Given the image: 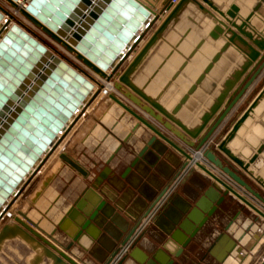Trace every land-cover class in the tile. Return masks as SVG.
I'll return each instance as SVG.
<instances>
[{
  "label": "water",
  "instance_id": "water-1",
  "mask_svg": "<svg viewBox=\"0 0 264 264\" xmlns=\"http://www.w3.org/2000/svg\"><path fill=\"white\" fill-rule=\"evenodd\" d=\"M6 1L14 4L15 0ZM246 1L179 0L137 52L145 33L159 19L137 0H24L23 7L14 6L97 76L106 81L116 77V90L135 107L112 93L109 98L137 122L133 132L142 126L151 134L129 169L140 160L149 165L145 158L149 154L160 157L174 152L185 160L176 175L178 180L192 160L190 152L201 150L213 138L264 68V0L254 7ZM0 12V98L5 101L0 104L2 210L10 196L14 202L13 188L22 182L29 166H35L55 135L61 130L69 133L64 124L88 97L92 85ZM101 88L99 85L96 95ZM202 156L217 174L195 162L207 180L206 185L205 179L196 184L202 195L177 213L165 214L171 230L168 239L150 256L143 253L136 259L139 264H175L218 212L224 215L237 208V216L248 212L255 220L264 221V212L252 203L264 206V85L215 150L210 147ZM60 158L84 175L65 154ZM51 177L43 179L41 190L48 187ZM168 189L169 185L161 190L144 219ZM90 204L92 209L83 212L88 219L79 223L73 242L88 233L89 226H100L98 212L110 219L102 210L104 203L97 204L94 199ZM14 221L20 227L10 232L4 227L0 235L6 240L0 247V264H77L67 255L69 248L58 246L60 251L50 243L56 244L51 234H44L48 241L20 219ZM138 226L113 239L124 247ZM147 239L151 244L157 242L152 236ZM171 244L177 246L176 251ZM115 255L110 252L106 264H112Z\"/></svg>",
  "mask_w": 264,
  "mask_h": 264
},
{
  "label": "crops",
  "instance_id": "crops-1",
  "mask_svg": "<svg viewBox=\"0 0 264 264\" xmlns=\"http://www.w3.org/2000/svg\"><path fill=\"white\" fill-rule=\"evenodd\" d=\"M140 1L151 8L155 13L161 14L163 10L161 0ZM257 1L258 0H247L246 2H250V6L254 7ZM261 5L264 7V2H261ZM172 9L173 7L166 14H161V19L156 22V25L154 24L155 26L151 29L152 32L157 29L160 22ZM145 40L141 41L142 44L140 43L139 48L136 49L137 51L144 45ZM254 84L250 87L251 89L254 87ZM248 92L249 90L234 107L235 110L243 102ZM103 101L107 102L104 98ZM93 109H95L94 105ZM235 110H233L230 115ZM121 112V120L110 126V128H112L111 133L114 142L110 141L105 143L103 139H98L100 143L103 141L104 144L107 145L109 153L94 152L93 150L89 152L86 157L78 158L77 152L75 153L74 149L71 152L72 157L74 156L73 159L81 163L88 171L92 170L91 176H94L102 170L104 172L108 165L107 160L109 159V155L119 147V143L124 144V148L114 153L115 156L110 165H108L109 170L107 174L105 172L104 176V178H106L109 174L108 180L97 189L94 185L90 184L89 179L87 180L82 175L76 174L73 170H69L65 166L59 168L54 178L51 179V186L46 188L47 190H44L49 198H51L50 196L55 198L54 194H57L56 189L58 183H62L61 181L59 182V179L63 178V187L67 185L66 183H69L68 194L60 193L58 197L59 200L61 199L63 202L65 196L70 195L69 197L72 198L70 201L71 203L60 213V218H58L57 221H48L49 225L47 227L45 226L46 224L44 226L39 224V228L42 231L50 233L51 235L55 233L53 239L57 243V247L62 244H67L75 238L80 231L79 223H83L84 218H82L78 210H72L71 206L78 197H81V194L86 192V194H90L91 196L89 203L86 201L84 202L85 206L81 207V209L85 211L92 209L90 201H94L93 199H97V201L102 199L106 202L103 210L110 216V221L108 222V219H103V223L101 222L102 224H100V226H102L100 230L96 226H89L87 229L88 233L79 237L74 248H72L70 252H67V255L77 264H106L107 260H109L110 252L116 244L113 238L118 240L126 236L127 234L125 235L123 232L128 233V231L134 226H137V224H139V226L135 235L136 238L141 237V241L138 246L129 251L123 264H139L136 259H140L143 253L145 254L146 250L150 251L152 248L156 247L149 243L147 237L150 234H168L171 232L169 228L170 222L166 215L171 216L173 213H177L178 208H182L187 203L194 202L197 197L199 198V196L202 195V188L193 185L195 179L198 181H203L205 179L197 168H194L193 171H184L179 175L178 180L173 183L177 173L173 175V177H169L174 170L171 159L167 153L160 157L156 154H149L145 156L146 160L149 161V165L146 164L145 161L140 160V163L136 165V167L129 169L134 162L133 160L143 148V143L134 144V142L145 128L140 126L134 134L133 129L135 124H137L136 121L128 113ZM95 113L96 111H94V114ZM230 115H228L225 122L230 118ZM239 116L240 115L235 119ZM225 122H223V124H226ZM113 130H115V132L117 131V133ZM94 131H92V134ZM129 134H131L130 138L125 142L124 139ZM146 137L148 138L149 135ZM82 143V148L88 147L86 143ZM131 145L133 148L132 150L129 149ZM77 147L76 145V148ZM90 148L91 147H89V149ZM59 152L60 151H58V153ZM55 155L46 162L42 171L33 179L34 183L37 181L42 183L44 181L43 178H47V176L53 172V169L55 170L59 167L58 157L55 158ZM171 157L172 161L176 159L175 155H171ZM204 181V185H206L207 180L205 179ZM170 184H172L173 187H171V190L167 193L165 199L167 197L169 198L162 206V211H164L166 215L160 213L153 216V218L151 216L143 220L146 210L153 201L156 200L161 190ZM51 189L54 191H52L53 193L50 192ZM43 206H41L42 208L39 206L42 211L43 208H45ZM70 210H72V214L74 213V215L71 214V216L65 217L66 212ZM15 211L19 210L12 207L10 212L15 213ZM51 211L50 214L52 215L57 212L56 208ZM238 212L239 210L237 208H233L229 213L224 215L219 212L216 213L212 219L205 224L204 228L196 234L191 245L185 249L180 258L176 260V264H262L264 261V221L255 220L254 214L248 212L241 213L237 216ZM63 217L65 218L61 222ZM31 218L33 219L32 215ZM229 222H232L230 228ZM44 234H42L43 238L45 237ZM171 245L172 250L176 251L177 246L174 244Z\"/></svg>",
  "mask_w": 264,
  "mask_h": 264
},
{
  "label": "rangeland",
  "instance_id": "rangeland-1",
  "mask_svg": "<svg viewBox=\"0 0 264 264\" xmlns=\"http://www.w3.org/2000/svg\"><path fill=\"white\" fill-rule=\"evenodd\" d=\"M11 9L12 8H10V6L8 5V2L6 0H0V10L2 11V13H5L8 18H10L14 22H16L20 27H22V29L27 31L33 38H35L42 45L46 46L52 54H54L55 56L57 55L60 59L67 62L68 64H70L72 67H75L86 78L93 80L94 83L97 80H100L103 83L106 82V80L103 81L102 80L103 78L97 76L91 70V68H88L83 63V61H80L79 59H77V57L74 53L69 52L66 49V47L61 45L56 40L54 41L46 32L43 31L42 28L34 25L30 20H28L19 11L18 12L20 13V15H15ZM15 9H17V8H15ZM157 16L159 17V19L157 21H159L161 19L160 18L161 14L157 13ZM155 25H156V23H155ZM151 32H152L151 30L146 32L142 40H145L150 35ZM137 48H139V46ZM135 52H137V50H135ZM127 63H128V61H126L124 63V65L121 67L119 72H121L124 69V67L126 66ZM263 85H264V68L261 70L259 77L257 78L256 83L254 84V87H252V89L251 88L248 89L249 92L247 93V96L244 98L243 102L238 106V108L236 110L234 109L235 111L230 115V118L225 122L226 124H221L222 126L218 129L217 133L213 137V140H212L213 143H210V145L214 149H215L214 145H216L217 142L219 141V139L222 137V135H224L227 132V130L230 128V125L236 120L235 118L238 115H241V113H243V110L246 109V106L248 105V103L260 92V88ZM96 90H97V87H96ZM120 94H122V93H120ZM121 98H122L121 101L123 103H125L129 106L135 107L128 100V97H126V96L124 97L122 94ZM96 100L94 102L92 101L91 104L87 108H85L83 113H81L79 115V118L76 120L74 126L71 128L69 133L66 134L58 143V148L54 152V155L57 154L58 151H60V152H64L63 154H65V156H67V157L70 155V159L74 160L73 159L74 156L72 157L71 152L73 149H74L75 153L80 148L82 149V147H83V146H81L83 144L82 142L86 143L88 145V147H91L90 149L86 147L84 149L85 152H92V150H96V146H98L97 145L99 143L98 139H106L105 143L113 141V136L111 133L112 128H110V126L114 125L116 122L121 120L122 117H120V115L122 113L121 111H123V110L118 108L117 105L111 107L112 103H111L109 98L104 99L107 102L101 101V103L96 102ZM108 100L110 102H108ZM93 105H94L95 109H93ZM93 110L96 111L95 114H94ZM123 112L125 113L126 111H123ZM233 115H234V117H233ZM94 129H95V131H94ZM92 131H94L93 134H92ZM113 131L115 132V130H113ZM115 133H117V131ZM113 142H111V143H113ZM75 144L78 146L77 148H76ZM74 145H75V147H74ZM50 159L51 158H49L48 160H50ZM46 162L43 164L45 165ZM58 162H59V167H57L55 170L53 169V172H51V174L47 177L52 176L51 179H53L55 174L57 173V171H59V168H61V167L66 166L69 170H71V167L68 165V163L64 162L61 158L58 159ZM44 165L42 166V168L44 167ZM42 168L30 180V182L27 184L26 188L19 195V197H18L19 199H17L13 203L12 207L15 209H18L20 212L27 215L29 218L32 215L33 216L32 221L34 223H36L38 225L42 224L41 226H44L46 224L45 226L47 227L49 225L48 221L49 222H51V221L55 222V221H57L58 218H60V215H61L60 213L65 209L66 206L69 205V203H71L70 201L72 198L69 197L70 195L66 196L68 198L65 202L63 201L64 203L61 201V199L59 200L58 196L60 195V193L62 194V193H64V191H67V192H65V194H68L69 183H66L67 185L65 187H63V180H62L63 178L59 179V182L61 181L62 183H58V187L56 189L57 194L56 193L54 194L55 198L52 196H50L51 198H49L46 195L44 190L46 188H48L49 186H51V182L49 183L48 187H44L43 190H41V188H42L41 186L43 185L42 183L44 181L42 183L38 182V181L36 183H34V181H33V179H35V177L42 171ZM75 173L79 175V173L77 171ZM64 184H65V182H64ZM39 185H41V186H39ZM66 188H67V190H66ZM52 191L53 190L51 189L50 192L53 193L54 191L53 192ZM37 192L39 193L38 195L36 194ZM38 205L40 207L44 205L43 207H45V208H43V211L41 210L42 207L40 208ZM55 208H56L57 212L53 213V215L50 214L52 212L51 210H53ZM54 235H55V233L52 234V237ZM61 246L64 247V244H62Z\"/></svg>",
  "mask_w": 264,
  "mask_h": 264
},
{
  "label": "flooded vegetation",
  "instance_id": "flooded-vegetation-1",
  "mask_svg": "<svg viewBox=\"0 0 264 264\" xmlns=\"http://www.w3.org/2000/svg\"><path fill=\"white\" fill-rule=\"evenodd\" d=\"M115 79H116V77H115ZM134 134H135V132H134ZM141 135H142V137H141ZM140 136H138L136 139H135V142H134V144L135 143H143L144 145H143V148L146 146V142L148 141V139L150 138V133L149 132H146V130L144 129V131L142 132V134H141ZM149 135V137L147 138L146 136H148ZM130 138V137H129ZM106 139H103V141H105ZM102 141V142H103ZM102 142L100 143H98L97 145L98 146H96V150H94V152L96 151V152H106V153H109V151H108V147H107V145H105L104 144V142H103V146H102ZM126 142V141H125ZM124 142V143H125ZM130 144V143H129ZM134 147V146H133ZM86 147H84V148H80L79 150H77V156H78V158H84V157H86L87 156V154H89V152H85V149ZM87 148H89V147H87ZM122 148H124V144H122V143H119V147L117 148V149H115L114 150V152H112V154H110L109 155V159L107 160V164L108 165H110V163H111V161H112V159H113V157L115 156L114 155V153H117L118 151H120ZM143 148L140 150V152L143 150ZM213 148V147H212ZM129 149L130 150H132L133 148H132V145H131V147L129 146ZM214 149V148H213ZM215 150V149H214ZM93 151V150H92ZM108 151V152H107ZM111 151V150H110ZM139 152V153H140ZM138 153V154H139ZM189 153V152H188ZM168 155H169V158L171 159V163H172V166H173V173L169 176V177H173V175H175L176 173H178L179 172V170H180V168L182 167V165L185 163V160H184V158L182 157V156H180L179 154H175L174 152H169V153H167ZM171 155H175V157H176V159H174L173 161H172V157H171ZM67 157V156H66ZM174 157V158H175ZM68 158H70V155L68 156ZM137 158V157H136ZM74 163H77L78 165H79V167H81L82 168V170H83V172H84V175L82 174V173H80L77 169H74L71 165H69L70 167H71V170H73L74 172H78L80 175H82L84 178H86L87 180L89 179L90 180V184L91 185H94L97 189H99L101 186H102V184L104 183V182H106L107 180H108V178H109V174L106 176V178H105V180H103L104 179V176H105V172H106V174H107V171L109 170V168H108V165L106 166V171L104 170V172H103V170L102 171H100V172H98L97 173V175H94V176H91V171H88L87 169H85V167L84 166H82L81 165V163H79L77 160L75 161V160H72ZM187 162H189V161H187ZM139 163H140V161H139ZM138 163V164H139ZM137 164V165H138ZM96 168V167H95ZM194 168H196V166L194 167ZM193 167H186V169L184 170V171H193V169H194ZM198 169V168H197ZM184 171H182L181 173H183ZM101 175H104L103 177L101 176ZM177 175V174H176ZM176 177V176H175ZM175 181H177V180H175ZM175 181H173V183L175 182ZM198 183V180H194V183H193V185L195 186L196 184ZM168 186V185H167ZM197 186V185H196ZM171 187H173L172 186V184H171V186L169 185V189L167 190V193H169V191L171 190ZM198 187V186H197ZM66 190H67V188H66ZM65 192H67V191H64V193ZM166 193V194H167ZM66 196H68V195H66ZM65 196V198H64V201H66L67 200V198L68 197H66ZM166 197V196H165ZM165 197L163 198V199H161V202H159L156 206H155V208L154 209H152L151 210V212L148 214V216L147 217H145V219H147V218H149V217H151L152 216V218H153V216H155V215H158V214H163V215H165V212L164 211H162L163 210V205H164V203L166 202V200L169 198V197H167L166 199H165ZM200 197V196H199ZM91 198V196H90V194H86V192H84L83 194H81V197H78V199L77 200H75L74 202H73V204H72V206H71V209L72 210H74V209H76V210H78L79 211V213H81V215H82V218H84V221H86L87 219H88V217H87V215H85V213H83V212H86V211H89V210H83V209H79L78 207H83V206H85V204H84V202H88L89 203V199ZM93 199V198H92ZM198 199V197L196 198V200ZM72 200V199H71ZM94 200V199H93ZM96 200V203L97 204H101V203H104V205H106V202L104 201V200H99V201H97V199H95ZM165 200V201H164ZM91 202V201H90ZM195 202V201H194ZM194 202H191V203H194ZM104 208H105V206H104ZM103 208V209H104ZM102 209V210H103ZM72 210H70V211H67L66 212V216L65 217H68V216H71V214H72ZM91 210V209H90ZM104 211V210H103ZM157 211V212H156ZM155 212H156V214H155ZM72 215H74V213L72 214ZM113 216V215H112ZM65 217H63V219L61 220V222L64 220V218ZM103 219H105V217L103 216V214L101 213V212H98V221L97 222H100V224H102L103 223ZM145 219H143V220H145ZM142 220V221H143ZM83 221V222H84ZM101 221H102V223H101ZM110 221V219H108V222ZM94 226H96V225H94ZM99 230L101 229V227L102 226H96ZM138 228V227H137ZM137 231V230H136ZM55 232L57 233V231L55 230ZM83 234H85V232H83ZM82 234V235H83ZM135 234H136V232H135ZM134 234V236L132 237V239H130V241H129V243H127L126 245H124V247H121V246H119V243L117 242V241H115L116 242V244L113 246V248H112V250H111V252H116V255L114 256V258H113V260H112V264H119V262L122 260V259H125L127 256H128V253H129V251L130 250H132L134 247H136V246H138V244H139V242L141 241V237L139 238H136V235ZM81 235V236H82ZM80 236V237H81ZM150 236H152L153 238H155V240L157 241L156 243H152L153 245H155L156 247L155 248H152L150 251H147L146 250V252H145V254H150V253H154L157 249H160V248H162V244L166 241V239H168V237H167V235L165 234V233H162V234H155V235H149L148 237H150ZM147 237V238H148ZM79 239V238H78ZM138 241V242H137ZM77 242H78V240L76 241V242H73V239L71 240V241H69L67 244H65L64 245V247H66V248H69V252L72 250V248H74V245H76L77 244ZM125 249H127L125 252H123ZM120 253H122V256L120 257V258H117V256L120 254ZM150 256V255H149ZM176 264V263H175Z\"/></svg>",
  "mask_w": 264,
  "mask_h": 264
},
{
  "label": "bare ground",
  "instance_id": "bare-ground-1",
  "mask_svg": "<svg viewBox=\"0 0 264 264\" xmlns=\"http://www.w3.org/2000/svg\"><path fill=\"white\" fill-rule=\"evenodd\" d=\"M138 1V3H140L142 6L144 5V6H147V5H145L144 3H142V1H140V0H137ZM8 5L10 6V8H12L11 10H12V12L15 14V15H20V13L18 12V10L17 9H15L16 7L15 6H18V7H23L24 6V0H15L14 1V4L12 3V2H9L8 1ZM15 5V6H14ZM99 5V7H101V8H103L104 6L101 4V3H99L98 4ZM143 6V7H144ZM148 7V6H147ZM149 8V7H148ZM150 10H152L151 8H149ZM1 13V12H0ZM3 14V13H2ZM153 14H157V13H155L153 10H152V17H153ZM3 15H5V13L3 14ZM5 18H6V16H5ZM10 22H11V24H13V25H16V26H18L20 29H22V27H20L16 22H14L13 20H10ZM3 23V21H1L0 22V24H2ZM24 30V29H23ZM27 32V31H26ZM28 33V32H27ZM140 33H141V28L140 29H137L135 32H134V35H133V37L132 38H134L135 40L132 42V43H134L135 41H136V39H137V36H139L140 35ZM30 35V34H29ZM35 39V38H34ZM36 40V39H35ZM141 43V42H140ZM142 44V43H141ZM47 48V47H46ZM48 49V48H47ZM49 50V49H48ZM119 53V51H117L116 52V56H117V54ZM132 56V55H131ZM67 63V62H66ZM68 64V63H67ZM72 69L74 68L83 78H85L89 83H91V85H92V88H91V91L88 93V97H86V99L84 100V101H82L81 102V105L79 106V107H76V109L74 110V112H73V114H72V117L67 121V123H65L64 125V129H66L67 131L69 130H71V128L74 126V124H75V122H76V120H75V118H79V115L81 114V113H83V111L85 110V108H87L90 104H91V102L93 101H95L96 99V102H100L101 103V101H103V98L105 99H108L109 98V91H108V88L106 89L107 91H105V94H108L107 96H105L104 94L103 95H96L95 94V91H96V84L91 80V79H88V78H86L82 73H80L75 67H72L70 64H68ZM108 65H109V63H108ZM107 65V66H108ZM99 78V77H98ZM256 82V80L252 83V85L254 84ZM251 85V86H252ZM250 86V87H251ZM249 87V88H250ZM112 93V92H111ZM110 93V94H111ZM116 93V94H115ZM112 94H114L119 100H121L122 98L120 97V95L122 96V94H120L119 92H118V90H116V88H115V85H114V87H113V93ZM103 97V98H102ZM110 99V98H109ZM110 101H111V99H110ZM109 100H108V102H110ZM111 103H112V106L111 107H113V106H115V105H117L116 103H114L113 101H111ZM88 104V105H87ZM118 106V105H117ZM82 107H85L84 108V110L81 112V109H82ZM110 107V108H111ZM118 108H120L119 106H118ZM121 109V108H120ZM234 110V109H233ZM75 121V122H74ZM72 124V125H71ZM71 125V126H70ZM121 129V128H120ZM65 132V130H61L60 132H58L56 135H55V137H54V139H53V141L47 146L48 148L45 150V151H42V154L41 155H39V157L37 158V161H36V163H35V166H29V169L27 170V172H25V174L21 177V179H20V181H22L20 184H17L16 185V187H14L13 188V194L14 195H16L15 197H14V202L17 200V199H19L18 197H19V195L23 192V190L26 188V186H27V184L30 182V180L35 176V174H37L39 171H40V169L42 168V166L44 165L43 163H45L49 158H51L53 155H54V152L56 151V149L58 148V143L60 142V140L66 135V133H64ZM64 152H59V153H57L56 155H55V158H57L58 157V159L60 158V155H62ZM41 165V167H40V169L35 173L34 171L39 167ZM34 172V176L33 175H31L32 173ZM12 173V172H11ZM12 197L10 196L8 199H6V202L7 203H5V205H3L2 206V210L0 209V235L3 233V228L4 227H7V230H9V232H10V230H14V228H15V226H18V227H20V225L18 224V223H16L15 221H14V219L15 218H18V219H20L23 223H24V225H26L27 226V224L35 231V232H37V234H39L40 236H42L43 237V235L42 234H44V233H46V234H50V233H47V232H45V231H42L40 228H39V226L40 225H38V224H36V223H34L32 220V218H31V216H30V218L27 216V215H25V214H23L22 212H20V211H15V213H11L10 211L12 210V206H13V203L11 202L12 201ZM7 204V205H6ZM9 205V207H7ZM25 215V219L22 217V215ZM27 221H29V222H27ZM31 222V223H30ZM43 229V228H42ZM7 233V232H6ZM6 235H8V234H6ZM46 238V237H45ZM47 239V238H46ZM48 240V239H47ZM5 241L6 240H1L0 239V247L1 246H3L4 245V243H5ZM48 241H50V240H48ZM50 243L54 246V247H56L57 249H59L60 251L62 250V248L60 249V248H58L57 246H56V244H54L53 242H51L50 241Z\"/></svg>",
  "mask_w": 264,
  "mask_h": 264
},
{
  "label": "built area",
  "instance_id": "built-area-1",
  "mask_svg": "<svg viewBox=\"0 0 264 264\" xmlns=\"http://www.w3.org/2000/svg\"><path fill=\"white\" fill-rule=\"evenodd\" d=\"M179 2V0H162L161 1V6H162V12L161 14H166L174 5H176ZM111 72V69L107 70V72H105L106 75H108ZM103 81L105 79H102ZM116 82V79H112L109 81H106L105 83H103L100 80L95 81L96 87L98 89L99 85L102 86V88L100 89L99 94L100 95H105L107 96L108 94H105V91H107L106 89L108 88L109 94L112 92L113 93V87H114V83ZM116 94V93H115ZM121 97V95H120ZM214 137V136H213ZM213 138H211V140L199 151H191L190 155H191V161L189 162V167H195V162H199L200 164L204 165L207 167V169H209L210 171H212L213 173L217 174V170H215V168H213L212 164L210 165L208 163V161L206 159L203 158L202 153L207 150L210 149V147H212L210 145V143L212 142ZM216 146V145H214ZM252 203L259 208L262 212H264V206L260 205L259 203H255L252 201ZM127 249H125L123 252H125ZM122 256V253H120L117 258H120Z\"/></svg>",
  "mask_w": 264,
  "mask_h": 264
},
{
  "label": "snow or ice",
  "instance_id": "snow-or-ice-1",
  "mask_svg": "<svg viewBox=\"0 0 264 264\" xmlns=\"http://www.w3.org/2000/svg\"><path fill=\"white\" fill-rule=\"evenodd\" d=\"M5 103V101L3 100V98H0V104Z\"/></svg>",
  "mask_w": 264,
  "mask_h": 264
}]
</instances>
